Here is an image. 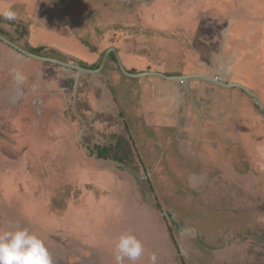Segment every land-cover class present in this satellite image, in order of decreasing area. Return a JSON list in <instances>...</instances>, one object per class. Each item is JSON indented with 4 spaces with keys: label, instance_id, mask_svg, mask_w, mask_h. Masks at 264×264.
<instances>
[{
    "label": "rangeland",
    "instance_id": "374dc122",
    "mask_svg": "<svg viewBox=\"0 0 264 264\" xmlns=\"http://www.w3.org/2000/svg\"><path fill=\"white\" fill-rule=\"evenodd\" d=\"M260 1L40 0L33 15L15 6L21 25L0 18V34L11 30L20 47L88 70H97L116 48L126 69L165 75L183 71L192 59L190 45L204 48L197 37L177 29L175 17L195 18L194 33L199 26L214 30L212 17L227 10L245 35L246 18L264 20ZM256 25L264 30V21ZM253 69L251 62L243 71L250 81ZM124 74L114 50L95 76H87L30 58L0 39V230L24 227L36 233L53 264H114L115 242L125 232L144 244L137 264H151L152 253L157 264H264L259 105L255 116L242 117L235 134L213 120V132L206 135L199 101L181 122L171 102V117L155 119L157 124L144 111L139 79ZM107 79L116 102L106 104L110 112L100 114L101 122L89 120L78 84L91 81L98 107L105 102ZM58 82L66 90L57 86L53 94L48 88ZM257 84L264 99V71ZM244 92L242 111H247L251 96ZM35 109L43 117L33 122L27 117H35ZM75 113L79 127L72 123ZM28 125L39 128L30 131L31 146L20 134ZM43 137L35 148V138Z\"/></svg>",
    "mask_w": 264,
    "mask_h": 264
},
{
    "label": "crops",
    "instance_id": "0c3cea01",
    "mask_svg": "<svg viewBox=\"0 0 264 264\" xmlns=\"http://www.w3.org/2000/svg\"><path fill=\"white\" fill-rule=\"evenodd\" d=\"M39 1L40 0H0V9L8 7L14 9L15 6L18 5L19 7H25L24 12L26 11L30 15H33L37 12ZM257 1L258 0H255L253 5H257ZM261 2L262 0L260 3ZM260 3L258 2V4ZM202 6H204V4H202ZM225 12L226 14H224ZM218 13L220 14L217 17H212L215 19L217 24L214 30H207L206 28L199 26L200 29L194 33H192V29L197 23L195 18L189 16L186 19L183 18V20L178 21L177 17H175V21L180 22L177 29H184L187 34L194 35L197 37L195 40H200L201 44L204 45V48L198 49L192 45L189 46L191 49V51L189 50V54L192 55V59L188 60L186 66L183 68V71L173 73L163 72L166 76H185V84L180 83V80H172L158 74H146V72L150 70L135 71L133 69L130 71L127 69L133 74H139L135 76H128L126 74V76L139 79L138 81L140 82H137L135 85L139 88L143 96L141 102L144 107V111L146 114L148 113V115H151V119L164 120L166 117H171L168 115V112L172 106L171 102H174L178 112L177 121L181 122L183 119L187 120L191 113L195 111L191 105L199 101L201 103L202 110L205 111V114L202 115V121H204L203 123L206 122V135H209L213 132V120H216V123L221 121L223 125H229L231 128H227L228 132L232 129V134H235V129H237V132L239 133L242 117L249 120L252 116L256 115L258 102L249 93L248 94L251 98L245 101L246 105H248L247 111H242V108L245 107V103L242 100V93L245 90L237 84H241L255 93L257 92V82L261 72L264 71V53H261V48L264 42V30L257 28L256 24L259 23V21L262 22L264 20H251L246 18L247 20L244 21L247 23L249 22V31L247 34L241 35L239 32L241 27L238 28L237 23L239 19L236 17L229 19L227 10H222ZM0 18L3 19L2 17ZM3 20L5 22L8 21L5 19ZM225 21L228 23L227 26H225ZM11 22H13V25H21L23 23V21H18L17 19ZM202 30H205L206 34H203ZM223 30H226V33H223ZM6 33H3L5 37L8 35L12 38L7 39L15 44H20V42L16 40V36L11 34V30L6 31ZM202 35L204 37H202ZM22 38L28 39L29 37L25 34ZM71 56L76 58L73 55ZM251 62L254 68V75L250 81L243 71L247 65L251 64ZM85 73H87V76H95L98 72ZM203 76L217 79L221 82V84L207 80L206 78H203ZM105 85L108 86V89H104L103 91L102 98L105 102L97 107L96 97L93 96L92 90L94 85L91 81H87L84 85H81L79 82L78 88L81 87L82 89V94L79 96L81 106L82 104H89V111H87L84 106L82 107L85 113V118L90 120V118L98 117L100 118L99 122H101L102 117L100 114L105 115L107 112H110V110H108L109 107H107L106 104H113L116 102V97L113 94L112 88H110L109 79H107ZM57 86L58 88L66 90V86H61L59 82L58 84L54 83V85H50L48 89L55 93ZM99 86L101 88V85ZM241 90H243V92ZM262 100L264 103V99ZM226 107L227 111H225ZM217 109L221 110L219 116L217 113H214ZM225 120H227V122ZM155 122L158 124V120H155ZM79 123V120H77L76 123L74 122V124H77L78 127ZM213 141V144H215L217 139H212L210 142L212 143Z\"/></svg>",
    "mask_w": 264,
    "mask_h": 264
},
{
    "label": "clouds",
    "instance_id": "9594fccd",
    "mask_svg": "<svg viewBox=\"0 0 264 264\" xmlns=\"http://www.w3.org/2000/svg\"><path fill=\"white\" fill-rule=\"evenodd\" d=\"M0 17L15 21L17 13L11 8L0 9ZM145 252L143 242L131 232L121 233L114 249V264H137ZM157 255L149 257L151 264H157ZM0 264H53L45 242L34 232L24 227L0 230Z\"/></svg>",
    "mask_w": 264,
    "mask_h": 264
},
{
    "label": "water",
    "instance_id": "95a60500",
    "mask_svg": "<svg viewBox=\"0 0 264 264\" xmlns=\"http://www.w3.org/2000/svg\"><path fill=\"white\" fill-rule=\"evenodd\" d=\"M0 39L3 40L4 42H6L11 47H13L14 49H16L17 51L21 52L22 54H24V55H26V56H28L30 58L35 59V60L51 62V63H55V64H60L62 66H67V67H70V68H73V69H77L79 71L92 72V73L99 72L104 67L105 62L107 60V57L110 54V51L114 50V52L116 53L117 61H118V64H119L121 70L127 75H131V76L139 75V74H130L127 71L124 63L122 62V60L120 58L119 52H118V50L116 48H112L110 51H108V53L103 58V62L101 63V66L97 70H88V69H85V68H83L81 66H78V65H75V64L62 62V61H59V60H55L53 58L45 57V56L38 55V54H35L33 52H30V51L20 47L19 45L13 43L12 41L7 39L2 34H0ZM146 74H148V73H146ZM150 74H158L160 76H163V77H166V78H170L172 80H180V79H184V77H185V76H166V75H163V74H160V73H150ZM203 78H206L207 80H211L212 82H218V84H221V82H219L217 79H214V78H211V77H207V76H203ZM237 85L242 87V88H244L250 95H252L257 100L261 111L264 113V105H263L261 97L257 93H255V92L249 90L248 88H246L245 86H243L241 84H237Z\"/></svg>",
    "mask_w": 264,
    "mask_h": 264
},
{
    "label": "flooded vegetation",
    "instance_id": "af4514ba",
    "mask_svg": "<svg viewBox=\"0 0 264 264\" xmlns=\"http://www.w3.org/2000/svg\"><path fill=\"white\" fill-rule=\"evenodd\" d=\"M25 49V48H24ZM34 53V52H33ZM35 54H38V55H41L40 53H35ZM74 58V57H73ZM35 90H39V87H35ZM64 90V89H63ZM56 93V92H55ZM54 94V93H53ZM23 96V95H22ZM26 98H25V100H26V102L27 101H29V97H31V94L30 95H26L25 96ZM31 100H32V98H31ZM30 100V101H31ZM29 101V102H30ZM29 102L26 104V106H25V108L27 107V105L29 104ZM36 103H39V104H41L42 102H43V100L41 101V100H39V99H36V101H35ZM36 108V107H35ZM26 113V112H25ZM43 117V112H41V113H39V110H36L35 109V117L33 116L32 117V115L31 116H29V117H27V119L29 118L30 120H33V122L34 121H38L39 119H41ZM79 116H76V113L74 114V116L72 115V123H74V122H76L77 121V118H78ZM54 127H56V126H54V125H52V128H54ZM40 128H42V127H40ZM39 130V128H38V126H31V125H28V126H26V127H22V132L20 133V134H23L26 138L25 139H27L28 141H29V143H30V146H31V144H32V134H31V132L30 131H33V130ZM45 129V128H44ZM50 129V127H48V130ZM45 139L46 138H41V139H37V138H35V143H37V144H34L35 146V148H37V149H40V146L42 145V143H44L45 142ZM34 141V140H33Z\"/></svg>",
    "mask_w": 264,
    "mask_h": 264
},
{
    "label": "built area",
    "instance_id": "2783aa9c",
    "mask_svg": "<svg viewBox=\"0 0 264 264\" xmlns=\"http://www.w3.org/2000/svg\"><path fill=\"white\" fill-rule=\"evenodd\" d=\"M180 83L185 84V80L184 79H180Z\"/></svg>",
    "mask_w": 264,
    "mask_h": 264
},
{
    "label": "trees",
    "instance_id": "16d2710c",
    "mask_svg": "<svg viewBox=\"0 0 264 264\" xmlns=\"http://www.w3.org/2000/svg\"><path fill=\"white\" fill-rule=\"evenodd\" d=\"M99 66V65H98ZM260 108V107H259Z\"/></svg>",
    "mask_w": 264,
    "mask_h": 264
}]
</instances>
